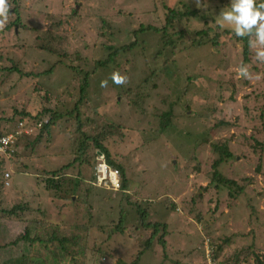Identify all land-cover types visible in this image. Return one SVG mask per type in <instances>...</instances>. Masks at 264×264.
<instances>
[{
    "label": "rangeland",
    "instance_id": "rangeland-1",
    "mask_svg": "<svg viewBox=\"0 0 264 264\" xmlns=\"http://www.w3.org/2000/svg\"><path fill=\"white\" fill-rule=\"evenodd\" d=\"M9 2L11 6L20 5L16 14L11 7L9 22L20 20L10 30L0 31V114L10 116L27 105L32 115L44 107L65 115L41 141H36V134L21 135L16 142L17 153L3 165L11 177L9 185L4 186L0 172V264H92L93 259L94 264H117L118 258L131 262L154 231V227L135 228L134 218L124 234L116 232L114 224L105 222L108 204L104 190L90 198L94 218H98L94 225L89 231L74 226L89 221L87 193L91 187L89 179L96 182L95 166L101 155L97 148L91 147L92 164L75 165L67 170L60 192L45 189L41 177L73 160L81 133L94 132L91 121L82 126L81 132L77 129L79 119L74 109L77 104L83 110L81 121L86 120L87 113L93 116L89 112L97 108L103 118L99 120L94 115V120L103 131L109 124L121 126L105 143L130 179L129 195L144 205L143 201L152 199L151 206H146L148 220L168 223L166 227L159 226L157 237L150 243L151 248H144L139 264H210V257L215 259L211 264H220L223 257L230 255L238 264H257V254L264 260V151L259 150L264 148V116L260 111L264 107V63L256 61L252 50L250 61L244 62L240 42L227 40L222 45L188 47L194 31L202 28L204 22L214 27L231 0H201L206 10L197 19L179 24L188 33L183 51L174 53L171 47L164 49L158 31L144 32L139 35L141 44L105 65L95 60L108 55L106 44L130 42L134 39L130 31L140 24L161 27L167 7L181 3L194 8L196 0ZM121 11L127 14L117 15ZM104 16L109 19V25L102 30ZM77 52L84 58L90 57L86 68L79 61L73 62L86 71L85 74L81 71V78L89 74L84 94L67 67L71 58L66 54L73 57ZM114 71L125 75L127 84H114L110 78ZM9 73L13 76L6 79ZM105 79L108 86L102 88L101 81ZM13 84H16L14 92L9 88ZM36 87L42 92H52L48 94L50 99L40 96ZM171 108L175 113L173 127L162 131L160 114ZM47 115L45 118L51 114ZM17 119L13 117V121ZM29 119L33 122L34 118L27 116L22 120ZM219 120L230 124L220 125ZM227 138L236 154L221 164L220 171L238 184L216 186L211 180L215 157L212 143ZM256 139L263 144L258 149L261 154L251 147ZM244 150L246 156L241 157ZM260 157L262 168L257 173ZM198 162L197 173L192 168ZM79 169L81 176L77 175ZM244 176L249 180L240 179ZM200 185H207L208 190L204 191ZM201 192L203 197L196 196L193 203V196ZM112 200L109 203L117 202ZM174 202L177 210L171 208ZM122 203L127 205L125 200ZM24 204L34 211L9 212L14 206ZM38 208H42L44 216L38 213ZM200 212L203 217L199 220L196 216ZM102 225L112 232L111 238ZM27 227H35L36 233L31 235L43 238L55 229L59 236L79 233L82 239L78 248L87 251L80 252L74 261L69 255L62 256L58 242H43V238L35 244L26 239L11 248L6 246ZM165 232L163 245L158 238L164 237ZM209 237L224 246L217 258L213 256L217 245ZM208 246L214 249L211 256ZM249 246L252 248L248 252ZM98 248L101 251H94L95 257L90 259V249Z\"/></svg>",
    "mask_w": 264,
    "mask_h": 264
},
{
    "label": "trees",
    "instance_id": "trees-1",
    "mask_svg": "<svg viewBox=\"0 0 264 264\" xmlns=\"http://www.w3.org/2000/svg\"><path fill=\"white\" fill-rule=\"evenodd\" d=\"M16 0H14L15 2ZM257 3H264V0H257ZM185 6V5H184ZM181 6V3L177 4V6L175 7H167V13L164 15V19H163V26L158 27L155 25H151V24H147L145 26V24H140L141 26L139 28H135L133 30L130 31L131 35H133L134 39H130V42H126L124 44H106L108 45V50L109 53L108 55H103L101 59L99 60H95L96 62H98L99 65H105L108 62L113 60V57L116 58L119 57L120 54H122L123 52H129L133 49H135L136 46H138L139 44H141L142 41H140L139 39V35L141 33L144 32H152V31H158L159 33L162 34L163 37V48H169L171 47L174 51V53H178L180 51H183V45L186 41V34L187 31L184 30V28H180V23H182L184 20L186 21L187 19L190 20L191 18L193 19H197L201 13L206 10L207 7L204 6H192L194 8H191L189 5L187 6ZM13 12L16 14V12L18 10H20V5L17 3L14 6H12ZM19 14V12L17 13ZM125 15L127 13H125V11H121V12H117V15ZM102 19V26L100 27L102 30H104V28L106 27L107 20H109L108 18L101 17ZM18 20H14L12 22H9L6 26V30H10L15 24L14 22L19 21ZM20 23V22H19ZM109 25V24H108ZM113 26L110 25L109 29H111ZM99 28V30H100ZM116 30V28H113V31ZM112 31V32H113ZM100 33V32H99ZM101 35L103 33H100ZM178 34V36L175 38V36ZM194 36L191 37L190 41L191 44L188 46L190 47L189 49L193 48V47H200L203 44H212V45H222V42H227V40L229 41H233V42H240L242 44L243 47V55H244V62L250 61V53L251 50L248 47V37H237L230 28L225 27V28H220L218 27V25L216 24L214 27L211 25V23L208 22H204V25L202 26V28L197 29L194 31ZM185 37V39L183 38ZM187 40H189L187 38ZM109 43V42H107ZM104 45V44H103ZM69 58H71V64L67 65V67L69 66V68H71V72L74 76V79L77 80L80 83V89L82 91V93L84 94L87 91V87H88V75L82 77L81 78V71L84 72V74L86 73V71L84 69H80L79 66H76L73 64V62H81L80 65L83 64V66L86 68V63L89 61L88 58L90 57H83L80 53H76L75 56L71 57L69 54H66ZM66 58V56H65ZM117 62V61H116ZM148 81V80H147ZM35 90L38 92V94L40 96H43L44 98L50 99L48 94H53L50 91H46V92H42L41 89L39 87H36ZM132 104L135 105V101L131 102ZM190 104L188 103L187 108L188 110H190L191 108L188 107ZM25 107H22L21 112L16 109V114H20L21 113V120L24 118H27V116H30L31 118H34L33 120H36L37 122L36 125L38 124V122L40 120L41 121V126L37 127L36 129H33V131L31 132V134H36L35 139L36 141H41L44 137L45 134H50V130H51V126H53L55 124V122L62 118L65 113L64 112H60L57 109L56 110H51L52 108L50 107H44L41 111H39L37 114L32 115ZM77 111V117L79 119V123H78V130L79 132H81V128L84 124L89 123V121L93 122L91 123V129L94 131L91 134H84L81 133V141L80 143L78 142L76 145L79 144V149L74 150L73 155H74V159L71 160L68 164L64 165L61 169L59 170H54V171H48L45 173L44 176L41 177V180H44V185H45V189L47 191H52V189H55L57 192H60L63 188L62 184L63 182H65V180L63 181V176H65L67 174V170L71 167H74L75 165H79L81 166L82 164H92L93 161V157L91 156V147L92 149H98L100 150L107 162L115 167L118 168V171L120 173L121 176V188L120 189H109L108 188H101L97 185H95L94 183H92L91 179H89L90 183H91V187H88V193H87V199L89 201V210H90V214H89V221L88 224H84V225H80V224H75L74 226L76 227H81L84 231H89V229L94 225V220L98 219V218H94V214L92 211V208L94 207V205L92 203H90V198L92 197V195L96 192L97 194H102V191L104 190L105 193L103 194L104 198L106 197L105 202L108 204V211L106 212L105 216L107 218V222L108 224H114L115 230L116 232L120 233V234H124L125 233V229H128V223L131 219L136 218V225L133 224V226L135 228H140V227H144V228H151L154 227V231L152 232L151 236H149V238L147 239V242L144 244L143 249H141L139 251L138 254H136V257L131 261V262H126L124 259L122 258H118L117 260V264H139L140 258H141V254L144 251V248H151L150 243H152L155 238L157 237V231L159 229L160 225H164L165 227L168 225L167 222L163 223L161 221H156V222H150L148 220L149 217V210L146 207L147 204L148 206H151V201H153L152 199H146L145 202L146 204L144 205V203H140V200H134L131 195H129V188H130V179L123 167V165L117 161V159H115L114 157H112V152L110 150V148L108 147V144L105 143L106 140L112 136L113 134H115V132L117 131V129L119 127H121L119 125V127H117L115 124H109L108 128L103 131L99 126L100 124L94 120V115L95 118L99 116V120L103 118V115L99 112V110L97 108H92V110L89 113H94V115H88V113L86 114V120L85 121H81L82 120V115H83V110L81 109V107L77 104L75 105L74 108ZM91 109V108H89ZM80 110V111H79ZM212 110L214 111L215 108L213 107ZM264 107L260 109L261 111V116H264L263 113ZM47 114H51L48 117V121H45V117L48 116ZM175 116L174 110L173 108L164 111L163 113L160 114L161 120H160V126H161V130L162 131H166L169 128L173 127L172 126V121L173 118ZM31 119H29L28 121H21L24 122V124L27 127L31 126ZM218 124L220 125H228L230 124L229 121H225V120H219ZM104 127V126H102ZM6 131L4 130H0V134L4 133ZM37 132V133H36ZM262 142L259 140H255V144H252V148L254 150V152H257L258 154L260 152H258V149L262 146ZM73 147H78V146H74ZM212 148H213V152H214V158L212 160V171H211V180L213 182L216 183V186L220 185V186H225V187H229V186H233V184H238L237 180L232 179V178H228L226 175H224L221 171H220V166L221 164H223L224 162L228 161L230 158H233V156H235V149L233 146H231V142H230V138H227L225 140L222 141H218V142H214L212 143ZM261 152L264 151V148L259 149ZM247 152L244 150L241 153V157H245ZM261 154V153H260ZM240 156V154H239ZM259 163L256 166V171L257 173H260L261 168H262V157L259 158ZM7 160V157L4 154L0 153V172L2 173V181L4 186L5 185V181H4V170H3V165L5 164ZM193 171L195 172H200V164L199 162L196 163L193 168ZM79 176L82 175V171L79 169L78 174ZM243 181H247L249 180V178L247 176L241 177L240 178ZM1 180V179H0ZM61 180V181H60ZM10 183V182H9ZM201 186V185H200ZM242 186V184H241ZM207 185H202L201 188L204 191H207L208 188ZM243 187V186H242ZM95 190H99V191H95ZM111 192H114V194L111 196ZM109 193V194H108ZM198 196L199 198L203 197V192H201L200 194H196L193 196V203L195 202V197ZM112 202L114 200H116L117 202L113 203H109V201ZM125 200V203H127V205L124 206V204L122 203ZM117 203V205H115ZM172 204V203H171ZM144 205V206H143ZM167 206V204H166ZM169 207V206H167ZM174 210H177V206L176 203L174 202V206L171 207ZM25 209H29V205L28 204H24V205H16L13 207L12 210H10V213H17L18 210H25ZM32 208L30 207L29 210H31ZM40 209L38 211V213L40 212V214H42L43 216L45 215V212L43 210H41L42 208H38ZM37 209V210H38ZM31 211H34L33 209ZM136 213V214H135ZM18 214V213H17ZM197 219H202L203 214L200 212L197 214ZM42 219V218H41ZM40 219V221H42ZM39 219H37L38 221ZM40 222H38L39 224ZM102 227H104V225H102ZM32 231H31V230ZM105 231V233L107 234L108 238H111L112 236V232H109L110 230H106L105 227L103 229ZM36 233L35 232V227H27L25 229L24 232H22L21 235H19L18 239L13 240V241H9L6 246H8L9 248L13 247L12 245L15 243H19L22 241H25L26 239L30 241V244L33 243H37L40 241L41 238H43L40 235H31V233ZM167 232H165L164 237L158 238L160 244H163L166 242L165 240V236H166ZM82 239L81 234L79 233H73L72 235H67L64 234L63 236H59L57 234L56 229L52 232V234L48 235L46 238H43L42 241H46L47 243H54V242H58L62 251L60 252L62 254V256L65 255H69L72 260H76L77 259V255L82 252L83 250L87 251L84 248L79 247V242ZM210 240H212L213 238L209 237ZM205 240L203 239V242ZM228 241V240H226ZM66 244H70L73 247L70 246H66ZM212 244L213 245H217V249L214 251V249H212L213 252V256L217 258V255L224 251L223 248L224 246L222 244H217L214 239L212 240ZM204 245V243H203ZM1 246V245H0ZM5 246V245H2ZM146 246V247H145ZM46 247H48V244L46 245ZM252 246H249L247 251H251ZM91 250V256L90 259H93L95 257L94 255V251L98 250L101 251L100 248L98 249H90ZM242 252V251H240ZM56 255H58L56 253ZM231 256V255H230ZM230 256H226L223 257L220 260V264H238L236 260H233ZM238 260V257L236 258ZM94 260V259H93ZM92 260V264L93 263ZM88 261V258H87ZM256 261L257 264H263L264 260L261 259L259 257V254H257L256 257ZM179 262H177L178 264ZM76 264V263H75ZM87 264V262H86Z\"/></svg>",
    "mask_w": 264,
    "mask_h": 264
},
{
    "label": "clouds",
    "instance_id": "clouds-1",
    "mask_svg": "<svg viewBox=\"0 0 264 264\" xmlns=\"http://www.w3.org/2000/svg\"><path fill=\"white\" fill-rule=\"evenodd\" d=\"M197 6H201V0H196ZM11 4L9 0H0V31H3L9 22ZM218 27L225 28L228 27L237 37H248V47L250 50L254 52L255 59L257 62L264 63V3H257V0H231L230 7L227 9H223L216 20ZM111 80L116 85H125L128 82V78L125 75H122L118 71H114L111 74ZM102 88H106L108 86L107 79L101 81ZM32 120V119H31ZM42 120L36 123L31 121V128L36 129L40 127L39 123ZM45 121H48V118H45ZM31 130L28 133H23L21 135H30ZM7 132V131H6ZM5 133V132H4ZM20 135V136H21ZM19 136V137H20ZM17 153H14V155ZM100 157L104 154L99 151ZM9 157L7 159H12L14 157ZM99 162L95 166V170L97 172L98 164L103 161V159L99 158ZM104 161L107 165H109L113 169H117L111 166L105 156ZM7 170H4L6 172ZM95 172V174H96ZM97 182V175H96ZM96 182H93L95 185ZM121 182V176H120ZM99 186V185H97ZM101 187V186H99ZM105 188V187H101ZM121 188V187H120ZM119 188V189H120Z\"/></svg>",
    "mask_w": 264,
    "mask_h": 264
},
{
    "label": "built area",
    "instance_id": "built-area-1",
    "mask_svg": "<svg viewBox=\"0 0 264 264\" xmlns=\"http://www.w3.org/2000/svg\"><path fill=\"white\" fill-rule=\"evenodd\" d=\"M41 125V123H39ZM28 130V131H26ZM31 130H33L31 127H27L24 122H20V124L15 128L13 131L5 132L0 134V153L4 154L7 158L12 157L14 153L16 152V142L19 138V136L23 133H28ZM103 159L98 164L97 172V182L96 184L105 187L108 189H119L121 187L120 182V173L117 169L111 168L109 165L106 164L104 161V156L102 155L100 157ZM4 181L5 185H9L8 178L11 177L10 172L6 171L4 172ZM209 256L212 255V249H209V246L207 247ZM215 259L210 257V264ZM214 264H216L214 262Z\"/></svg>",
    "mask_w": 264,
    "mask_h": 264
},
{
    "label": "crops",
    "instance_id": "crops-1",
    "mask_svg": "<svg viewBox=\"0 0 264 264\" xmlns=\"http://www.w3.org/2000/svg\"><path fill=\"white\" fill-rule=\"evenodd\" d=\"M3 31L4 32L7 31L6 27H5V29ZM2 36L4 38L6 37L5 35H2ZM1 76H2V74L0 75V77ZM11 76H13L12 73L11 74L9 73L7 75V77H6V79H10ZM4 77H5V75H4ZM6 79L4 78V81ZM0 81H1V79H0ZM9 88H10V90H12L14 92L15 88H16V84L10 85ZM13 117H18V119L16 121H13ZM20 118H21V116H19V114H16V110H14L13 113L10 116H7L5 114H0V130H4V131H7V132L15 130V128L17 127L16 123L20 120Z\"/></svg>",
    "mask_w": 264,
    "mask_h": 264
}]
</instances>
